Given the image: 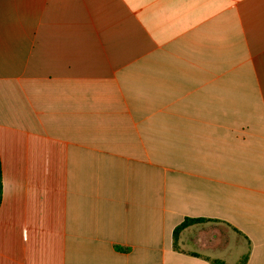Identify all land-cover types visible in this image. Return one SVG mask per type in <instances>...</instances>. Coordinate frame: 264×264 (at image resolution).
<instances>
[{"label":"crops","instance_id":"crops-1","mask_svg":"<svg viewBox=\"0 0 264 264\" xmlns=\"http://www.w3.org/2000/svg\"><path fill=\"white\" fill-rule=\"evenodd\" d=\"M0 160V264H264V0H0Z\"/></svg>","mask_w":264,"mask_h":264},{"label":"trees","instance_id":"trees-1","mask_svg":"<svg viewBox=\"0 0 264 264\" xmlns=\"http://www.w3.org/2000/svg\"><path fill=\"white\" fill-rule=\"evenodd\" d=\"M2 200V165H1V160H0V204ZM205 219H186L180 226H178L175 230V238H177L178 233L186 228L189 225H192L194 223L198 222H204ZM216 263H219V261H215Z\"/></svg>","mask_w":264,"mask_h":264}]
</instances>
